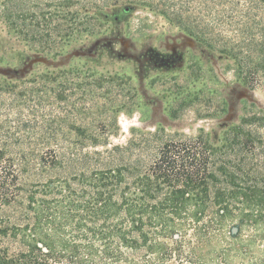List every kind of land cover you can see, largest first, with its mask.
<instances>
[{
  "label": "rangeland",
  "instance_id": "1",
  "mask_svg": "<svg viewBox=\"0 0 264 264\" xmlns=\"http://www.w3.org/2000/svg\"><path fill=\"white\" fill-rule=\"evenodd\" d=\"M59 1L24 0L20 8L52 12ZM85 1L89 14L102 8L107 16L77 15L73 27L85 32L67 46L44 39L28 60L0 66V146L23 184L44 169L42 156L57 153L63 176L120 166L133 176L168 140L201 134L221 146L236 125L253 133L254 147L224 148L216 165L264 174V0ZM91 22L97 34L86 30ZM45 65L90 70L34 78ZM25 206L24 191L0 214L21 221ZM2 245L19 249L0 237Z\"/></svg>",
  "mask_w": 264,
  "mask_h": 264
},
{
  "label": "trees",
  "instance_id": "2",
  "mask_svg": "<svg viewBox=\"0 0 264 264\" xmlns=\"http://www.w3.org/2000/svg\"><path fill=\"white\" fill-rule=\"evenodd\" d=\"M23 2L0 0V66L28 60V50L41 52L44 39L67 46L85 32L73 27L77 15L107 16L102 8L89 14L92 8L82 0H60L52 12L20 8ZM88 25L97 34L96 24ZM55 32L68 41H53ZM45 68L34 78L90 70ZM62 93V100L68 98ZM250 144L253 133L242 125L221 146L201 134L168 140L133 176L123 166L63 176L57 172L63 160L54 153L39 158L44 169L28 186L0 146V212L26 192L23 220L4 221L0 214V237L19 244L14 251L0 246V264H264V174L215 161L224 148Z\"/></svg>",
  "mask_w": 264,
  "mask_h": 264
}]
</instances>
